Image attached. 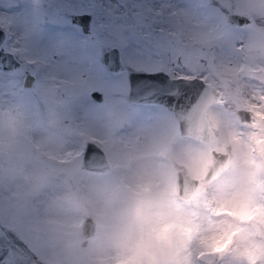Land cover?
I'll return each mask as SVG.
<instances>
[{"label": "rangeland", "instance_id": "1", "mask_svg": "<svg viewBox=\"0 0 264 264\" xmlns=\"http://www.w3.org/2000/svg\"><path fill=\"white\" fill-rule=\"evenodd\" d=\"M75 12L91 15L88 32L71 21ZM227 12L247 21L230 24ZM0 26L19 61L0 67V220L38 258L97 264L108 229L128 224L178 253L198 230L197 215L177 224L158 207V197L172 206L179 197L173 182L155 179L157 160L195 151L203 180L214 148L227 160L212 180L242 167L246 184L229 201L234 223L222 250L205 244L199 255L204 264H248L246 254L259 249L253 264H264V0H0ZM112 46L125 66L117 72L100 61ZM126 69L199 75L215 87L220 100L206 109L212 140L181 135L162 105L128 102ZM25 72L31 87L21 83ZM237 107L251 120L238 119ZM249 127L256 131L245 139ZM85 140L103 150L107 171L80 166ZM85 214L96 225L90 236L80 230Z\"/></svg>", "mask_w": 264, "mask_h": 264}, {"label": "water", "instance_id": "2", "mask_svg": "<svg viewBox=\"0 0 264 264\" xmlns=\"http://www.w3.org/2000/svg\"><path fill=\"white\" fill-rule=\"evenodd\" d=\"M90 18L91 15L88 12L70 14L71 21L78 24L83 32L89 31ZM226 20L230 24L239 26L245 23L247 18L242 14L227 12ZM5 37L6 31L0 26V67L13 69L19 66V61L12 52L4 49ZM100 61L110 72H117L125 67L115 46L103 49L100 53ZM179 77H187L188 79ZM126 81L125 96L128 102L162 105L175 117L181 135L206 143L214 137V130L208 121L206 109L210 104L218 102L220 95L219 91L204 79L202 82L201 76H172L163 69H126ZM21 83L25 87H31L34 84V75L25 72ZM90 96L96 101L102 99V94L98 90H91ZM234 113L241 121L251 120L250 111L244 107L235 108ZM213 153L223 159L222 163L216 167L211 179L220 173L227 160V152L211 148L210 162L204 173L215 163L212 159ZM80 166L92 172H104L110 168L105 153L93 140H85L81 150ZM177 191L176 187V193ZM186 191L187 188L185 187L181 190V194ZM80 230L84 236L94 234L96 225L90 215L82 216ZM4 261H11L12 264H60L38 258L27 242L0 220V264Z\"/></svg>", "mask_w": 264, "mask_h": 264}, {"label": "clouds", "instance_id": "3", "mask_svg": "<svg viewBox=\"0 0 264 264\" xmlns=\"http://www.w3.org/2000/svg\"><path fill=\"white\" fill-rule=\"evenodd\" d=\"M254 131L251 127L245 129L244 138L247 139ZM196 147L194 145L193 149ZM212 159L215 163L204 173L203 180L197 179L203 170V161L195 151L179 158L162 156L157 160L162 167L157 169L155 179L173 182L179 197L177 206L170 205L166 197H158V207L165 212L170 211L171 219L177 224L192 220V213L197 215L198 230L184 249L174 252L155 235H142L135 224L117 225L108 229L97 264H204L199 254L205 251L204 245L211 243L223 227L234 223V218L228 215L232 211L229 201L246 184L242 167L213 181L212 174L223 158L213 153ZM232 175L234 178L228 179ZM185 187L187 191L181 194ZM196 190H199V196L193 202L190 197ZM153 191L155 193L159 190Z\"/></svg>", "mask_w": 264, "mask_h": 264}, {"label": "snow or ice", "instance_id": "4", "mask_svg": "<svg viewBox=\"0 0 264 264\" xmlns=\"http://www.w3.org/2000/svg\"><path fill=\"white\" fill-rule=\"evenodd\" d=\"M181 79H188L187 77H179ZM202 82L203 81V78H202ZM255 126V125H254ZM228 226H225L223 229L220 230V233L221 235L220 236H217V237H214L211 241V243H209L207 246L211 249V251L213 253L217 252V251H221V247L220 245L223 244V232L226 230ZM165 231H167L165 229ZM257 252H259V249L256 250V252H253V251H249L247 254H246V259L248 261V264H253V262H256L258 261V256H257Z\"/></svg>", "mask_w": 264, "mask_h": 264}, {"label": "flooded vegetation", "instance_id": "5", "mask_svg": "<svg viewBox=\"0 0 264 264\" xmlns=\"http://www.w3.org/2000/svg\"><path fill=\"white\" fill-rule=\"evenodd\" d=\"M80 13V12H79Z\"/></svg>", "mask_w": 264, "mask_h": 264}]
</instances>
